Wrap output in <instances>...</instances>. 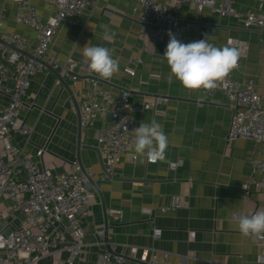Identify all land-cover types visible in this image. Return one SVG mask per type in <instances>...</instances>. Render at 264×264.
<instances>
[{"label": "crops", "instance_id": "0c3cea01", "mask_svg": "<svg viewBox=\"0 0 264 264\" xmlns=\"http://www.w3.org/2000/svg\"><path fill=\"white\" fill-rule=\"evenodd\" d=\"M28 1L43 21L51 15L46 0ZM90 1L92 10L60 25L49 53L64 63L66 59L85 60L81 48L88 43L114 49L119 72L110 80L98 76V86L113 97L128 91L134 109L131 115L139 126L152 120L162 125L169 138L165 158L154 164L141 163L133 147L129 155L136 160L124 159L115 167L114 177L102 179L105 168L96 136L109 124L96 121L92 128L82 130L73 98L76 92L89 89V75L76 69L75 79L68 80L61 71L53 70L65 82L62 86L49 65L31 79L19 114V121L32 129L28 143L14 136L23 156L51 172H62L73 162L92 171L88 210L82 219L85 244H92V234L100 231L105 250L119 254L122 246L134 248L136 259L155 252L165 264H264V245L243 236L234 219V215L264 211V185L255 186L258 177L253 175L252 163L260 158L256 145L244 139L226 140L230 105L220 92L209 98L204 89H185L174 77L168 82L170 68L163 58L166 47L138 39L140 25L133 0ZM211 1L218 4L223 0ZM230 1L234 14L227 17L207 8L197 13L190 2L181 4L177 17L190 27L184 44L204 39L198 35L203 31L214 46L242 45L234 79L241 84L253 82L255 92L264 97V28L244 25L245 16L258 15L262 5L258 0ZM0 13L4 18L0 33L25 37L30 51L35 33L14 23L17 6L12 0H0ZM130 58H139L142 64L132 67ZM128 68L134 70L133 77L125 74ZM3 104L0 96V107ZM39 149L44 151L41 157L36 156ZM249 181L253 184L246 194L242 187ZM173 203L180 208L161 213L162 207ZM64 238L67 244L72 242L69 233ZM97 252L93 246L85 248L75 264H96ZM66 257L60 253L54 259Z\"/></svg>", "mask_w": 264, "mask_h": 264}, {"label": "built area", "instance_id": "2783aa9c", "mask_svg": "<svg viewBox=\"0 0 264 264\" xmlns=\"http://www.w3.org/2000/svg\"><path fill=\"white\" fill-rule=\"evenodd\" d=\"M46 1L51 15L43 21L28 0H12L17 6L14 23L30 28L35 33V46L30 51L29 41L25 37L15 32L0 33V96L4 99L0 107V264H40L43 261H49L50 264H75V259L90 246L98 251L96 264H165L164 258L153 251L148 258L144 255L140 259L135 258L137 250H129L127 246H122L119 254L108 252L104 249V234L100 231L92 234V244H85L82 219L88 210L89 182L94 176L92 171L83 168L78 162L71 163L62 172L42 169L23 156L22 149L14 142V136L18 135L28 143L32 133L30 127L19 121L31 79L44 71L45 65L61 71L68 80L75 79L73 75L76 69H83L89 75L90 87L84 93L76 92L73 95L80 128L88 130L96 121H107L109 124L96 136L97 150L105 168L101 178L114 177L115 167L122 165L124 159L130 162L136 160L129 153L135 141L132 131L139 124L131 115L134 109L129 104L128 91L113 97L99 88L98 75L90 71L87 61L66 59L61 63L49 53V46L60 25L92 10L93 3L90 0ZM133 1L140 25L138 39L142 43L154 41L164 47L169 42V31L180 42L188 41L190 27L177 17L183 3H193L197 13L207 8L221 17L234 14L230 0L218 4L211 0ZM258 1L262 10L258 15L245 16L246 28H264V0ZM3 19L0 13V30ZM198 35L201 38L204 32L198 31ZM232 45L244 49L242 45ZM128 64L137 67L142 61L130 58ZM239 68L238 62V67L218 82L215 89L204 90L209 98L216 92L222 93L230 105L232 115L227 142L244 139L256 145L260 158L252 163V170L253 175L258 177L255 186L260 187L264 185V97L255 92L253 82L241 84L234 79V72ZM124 72L129 77L134 76L131 68ZM43 152L39 149L36 156L41 157ZM176 166L173 165L174 168ZM251 184L253 181L242 187L246 194ZM179 208L178 203H173L170 207H162L160 211L175 212ZM113 213L118 214V211ZM3 223L4 227L1 226ZM65 233L72 237L69 244L65 241ZM252 240L264 245V234ZM59 246L61 248L57 249ZM60 253H66V259L55 260V255Z\"/></svg>", "mask_w": 264, "mask_h": 264}, {"label": "clouds", "instance_id": "9594fccd", "mask_svg": "<svg viewBox=\"0 0 264 264\" xmlns=\"http://www.w3.org/2000/svg\"><path fill=\"white\" fill-rule=\"evenodd\" d=\"M169 42L163 55L170 68L168 82L173 77L188 90H211L218 86L235 68L241 57L236 47L228 45L217 47L209 43L211 36L184 44L169 31ZM114 49L104 46H89L81 48V54L90 71L100 78L110 80L119 72V58H114ZM127 118H125L126 120ZM135 136L134 152L141 163H154L165 158L169 146V138L163 127L157 121L142 122L132 131ZM238 231L245 237L255 238L264 234V211L251 215L234 217Z\"/></svg>", "mask_w": 264, "mask_h": 264}, {"label": "water", "instance_id": "95a60500", "mask_svg": "<svg viewBox=\"0 0 264 264\" xmlns=\"http://www.w3.org/2000/svg\"><path fill=\"white\" fill-rule=\"evenodd\" d=\"M49 70L55 75V77L57 78V83H59L60 85L64 86L65 85V82L63 81L62 78H60V76H58L54 71L53 69L49 68ZM70 77H72L70 75ZM104 241L106 242V238H104ZM107 247V246H106ZM109 252V251H108Z\"/></svg>", "mask_w": 264, "mask_h": 264}]
</instances>
